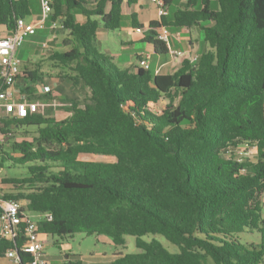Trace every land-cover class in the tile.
Instances as JSON below:
<instances>
[{"label": "trees", "instance_id": "1", "mask_svg": "<svg viewBox=\"0 0 264 264\" xmlns=\"http://www.w3.org/2000/svg\"><path fill=\"white\" fill-rule=\"evenodd\" d=\"M123 1L135 2L52 0L51 19L62 27L45 31H66L68 49L50 45L52 73L30 59L17 86L29 100L46 101L50 92L36 95L35 88L43 76L68 78L87 95L82 104L65 101L62 119L40 112L2 117L4 133L36 130L12 142L15 156L1 151L0 167L26 165L24 176L2 179L15 189L2 196L50 214L38 220L47 236L102 234L116 246L135 236L138 251L108 264H264V0H186L171 16L150 21L145 40L160 55L169 51L157 38L161 25L203 32L206 50L171 74L121 68L99 52L97 29L120 27ZM31 14L30 0H0V27L8 31ZM241 146L255 153L242 157ZM148 234L178 250L143 239ZM23 241L0 237V257L12 247L17 264H28Z\"/></svg>", "mask_w": 264, "mask_h": 264}, {"label": "rangeland", "instance_id": "2", "mask_svg": "<svg viewBox=\"0 0 264 264\" xmlns=\"http://www.w3.org/2000/svg\"><path fill=\"white\" fill-rule=\"evenodd\" d=\"M30 4L32 7V14L28 17L30 19L36 17L38 12V0H30ZM40 7V1H39ZM27 18V19H28ZM28 19V20H30ZM110 33V39L114 42V49L118 50L120 48L119 43L114 40H120L123 37L121 30H108ZM45 31L39 30L35 35L26 38L23 43L16 48L15 54L18 56L22 63L21 69L24 67L32 68L33 66L28 62L31 61V56L40 59L39 61L41 65V70L45 73H52V69L48 64H46L47 54L43 51L39 50L40 40L45 36ZM51 36V38H49ZM66 36V31L60 29L58 33L49 32V35L44 37L43 40H47L49 44L54 49H61L64 45L63 39ZM33 50L31 54L32 48ZM42 52V53H41ZM47 56V57H46ZM120 66V64H118ZM17 82V81H16ZM36 95H42L50 92V95L45 99L46 101L55 100L57 102H68L71 99H77L81 104L83 103L87 90L82 88H77L71 85L70 80L68 78H50L48 76H43L42 81L39 82L35 86ZM161 107V105L158 104ZM46 116H52L56 119H62L66 114L64 106H48L45 109H41V112ZM34 127H22L19 129H11V134L8 135L7 140L0 145V157L1 151L11 153V155L15 156L16 154L12 153L11 144L12 142H19L24 139H31L35 133ZM255 147L245 148L241 146L237 153L240 156H253V149ZM246 152H248L246 154ZM82 159L87 160H100V161H108L109 158L105 157H95L92 155H82ZM3 166L0 167V191L4 192H15L12 185L2 182L3 178H9L11 176L22 177L26 172V165L19 166L10 163L7 161L2 163ZM55 170V168H51ZM15 188V186H14ZM22 200V199H21ZM24 202V200H22ZM31 214H36V212L28 210ZM40 239L45 241L44 245V253L46 259L49 264H64L68 260H76L79 259L82 264H108L112 260L116 259L121 254L125 253H133L138 251L135 245V236L133 235H125V244L123 246H116L112 243L111 239L106 235H86L82 232H76L73 235L60 238L58 236H47L45 234L39 233ZM151 238H156L162 242V244L170 251H177L178 248L168 242L165 238L158 234H148L143 236V239L150 240ZM6 259V258H4Z\"/></svg>", "mask_w": 264, "mask_h": 264}, {"label": "built area", "instance_id": "3", "mask_svg": "<svg viewBox=\"0 0 264 264\" xmlns=\"http://www.w3.org/2000/svg\"><path fill=\"white\" fill-rule=\"evenodd\" d=\"M156 5L158 16L161 18L167 16L168 6L164 0H152ZM52 0H40L39 15L33 20H26L19 17L15 26L5 36L0 37V145L7 140L11 130L4 133L1 130L2 117L23 118L31 113L41 112L48 106H65V102L29 100L27 95L17 86V76L21 72V59L16 56L15 51L23 41L35 35L39 30L56 31L61 28L58 19H51ZM159 18V19H160ZM137 30H141L137 28ZM170 29L167 25H161L157 31V38L164 41L168 47V54L173 59H181L185 52L181 49L170 47ZM40 49L47 53L50 50V44L43 40ZM195 55L191 61L196 60ZM137 64L144 69H149L150 65L146 58H139ZM248 152H246L247 154ZM264 198V190H263ZM0 237L7 240H14L20 235H24V241L21 250L30 255L28 264H49L44 253V240L39 237L38 220L40 218L50 219L48 213L31 214L25 202L17 199H6L0 191ZM5 257L17 264V249L9 248L5 252Z\"/></svg>", "mask_w": 264, "mask_h": 264}, {"label": "crops", "instance_id": "4", "mask_svg": "<svg viewBox=\"0 0 264 264\" xmlns=\"http://www.w3.org/2000/svg\"><path fill=\"white\" fill-rule=\"evenodd\" d=\"M39 1L40 0H38V12L36 17L40 12ZM94 1L95 0H87V5L90 6ZM185 1L186 0H169V14L167 16H171L176 9L183 8ZM215 6L216 4H213V8H215ZM121 10L122 16L119 30H121L123 37L120 38V40H114L119 43L120 48L118 50L114 49V42L111 41L108 30L99 27L96 32L97 48L99 52L112 57L113 63L116 65L120 64V66H118L121 68L135 69V67H137V60L139 58H146L154 73L171 74L181 67L183 60H191L195 55L200 54L207 48L203 40V32L198 27L190 29L185 27H169L171 32L170 47L183 50L185 56L181 59H173L168 53L165 55L157 54L154 51L152 43L145 40V33L149 26V22L152 20H159L160 18L154 2L152 0H135L133 4L127 5L125 1H123ZM31 12H33L32 7ZM75 16L80 22L84 19L78 11H76ZM36 17L28 19L33 20ZM138 25L142 26L141 30H137ZM8 33L9 31L7 29L0 27V37ZM44 33V37L49 35L48 31ZM44 37H42L38 43L41 44ZM49 38H51V36ZM35 47L37 46H34L30 51L31 54ZM61 49L66 50L68 47L63 45ZM39 50L42 51L40 47ZM33 58L34 56H31V59ZM253 152L255 153V148ZM0 264L16 263L4 256L0 257Z\"/></svg>", "mask_w": 264, "mask_h": 264}]
</instances>
